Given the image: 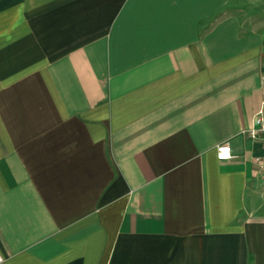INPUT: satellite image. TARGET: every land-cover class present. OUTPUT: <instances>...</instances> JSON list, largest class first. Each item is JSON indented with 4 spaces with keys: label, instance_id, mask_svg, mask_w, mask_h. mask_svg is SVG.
Masks as SVG:
<instances>
[{
    "label": "crops",
    "instance_id": "obj_1",
    "mask_svg": "<svg viewBox=\"0 0 264 264\" xmlns=\"http://www.w3.org/2000/svg\"><path fill=\"white\" fill-rule=\"evenodd\" d=\"M262 100L264 0H0V264H264Z\"/></svg>",
    "mask_w": 264,
    "mask_h": 264
},
{
    "label": "built area",
    "instance_id": "obj_2",
    "mask_svg": "<svg viewBox=\"0 0 264 264\" xmlns=\"http://www.w3.org/2000/svg\"><path fill=\"white\" fill-rule=\"evenodd\" d=\"M243 133L261 147L260 152L254 154L252 159L264 179V100L261 101L258 110L253 115L251 125ZM232 156V151L228 143H221L216 146V157L219 160H228ZM4 260L5 257L0 254V263Z\"/></svg>",
    "mask_w": 264,
    "mask_h": 264
}]
</instances>
